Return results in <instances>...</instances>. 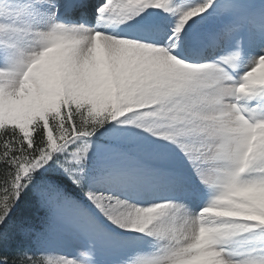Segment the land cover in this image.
<instances>
[{
    "label": "snow or ice",
    "instance_id": "snow-or-ice-1",
    "mask_svg": "<svg viewBox=\"0 0 264 264\" xmlns=\"http://www.w3.org/2000/svg\"><path fill=\"white\" fill-rule=\"evenodd\" d=\"M0 264H264V0H0Z\"/></svg>",
    "mask_w": 264,
    "mask_h": 264
}]
</instances>
